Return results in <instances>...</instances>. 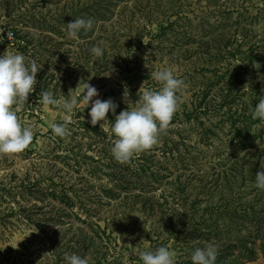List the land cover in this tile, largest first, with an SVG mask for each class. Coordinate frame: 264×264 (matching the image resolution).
<instances>
[{"label": "rangeland", "instance_id": "374dc122", "mask_svg": "<svg viewBox=\"0 0 264 264\" xmlns=\"http://www.w3.org/2000/svg\"><path fill=\"white\" fill-rule=\"evenodd\" d=\"M75 18L94 21L78 40L67 36V23ZM17 37L28 39L27 47L18 46L24 43ZM93 46L104 50L102 57L90 52ZM6 49L42 67L17 113L23 126L33 128V141L22 153L0 158V264H66L64 254L74 241L88 244L81 258L89 264H142L139 252L158 246L176 253L175 264H190L183 260L191 258V246L207 242L198 233L210 223L208 208L223 200L232 208L233 196L238 206L264 203V190L251 175V164L259 168L264 160V124L251 115L264 97V0H0V55ZM165 68L184 81L179 109L159 143L123 169L133 176L128 186L105 173L93 178L94 191L104 200L91 214L78 206L74 214L49 194L34 196L23 186L17 195L23 179L38 175L34 162L52 144L49 124L63 123L60 109L39 103L43 91L70 99L89 83L98 90L93 99L117 104L107 116L110 128L128 107L125 89L134 107L141 86V91L159 87L150 73ZM90 108H74L68 131L88 153L113 162L115 137L103 132L97 140L94 129L79 126L80 119L90 122ZM16 196L51 214L62 209L61 221L47 220L54 226L42 230L14 202ZM217 225L224 228L219 218ZM228 231L224 234L234 237L236 225ZM251 232L247 250L236 247L225 261L264 264V239H253Z\"/></svg>", "mask_w": 264, "mask_h": 264}, {"label": "clouds", "instance_id": "9594fccd", "mask_svg": "<svg viewBox=\"0 0 264 264\" xmlns=\"http://www.w3.org/2000/svg\"><path fill=\"white\" fill-rule=\"evenodd\" d=\"M93 24L91 18H75L73 22L67 23L68 38L78 40L81 30L86 33L93 28ZM7 37L13 41V34L7 33ZM90 52L97 58L104 54L99 46H93ZM25 60L22 53H13L7 49L0 55V158L22 153L33 141V128L23 126L17 113L28 101L29 94L35 90L37 72L42 66L35 60L26 64ZM150 77L159 85L158 89L141 91V86L134 107H129V93L125 89L122 98L128 107L115 115V122L110 128L105 127L107 116L110 111L115 114L117 104L111 98L93 99L98 96V90L87 82L83 91L70 99H55L52 92L43 91L39 103L44 107L55 106L61 110L63 123L49 124L52 132L61 138L70 136L67 126L72 123L74 108L85 109L91 104L88 113L91 125L95 127L103 122L100 123V128L110 137H115L112 139L111 155L117 162L128 164L134 157L152 150L159 143L160 135L167 133L174 114L179 109L177 94L182 91L184 81L177 78L170 68L153 71ZM81 96L82 99H78ZM251 115L253 120L264 124V97L255 105ZM255 186L264 190V160L260 161V171L255 175ZM217 255V247L209 243L204 248L195 249L191 260L193 264H215ZM175 256L176 253L165 246L139 252L142 264H175ZM64 260L66 264H89L87 258L76 254L65 253Z\"/></svg>", "mask_w": 264, "mask_h": 264}, {"label": "trees", "instance_id": "16d2710c", "mask_svg": "<svg viewBox=\"0 0 264 264\" xmlns=\"http://www.w3.org/2000/svg\"><path fill=\"white\" fill-rule=\"evenodd\" d=\"M17 39L20 41L18 44L24 43L18 46L21 48L23 46L27 47L29 41L28 39L25 37H17ZM220 52L222 51H219L218 54ZM80 121L81 124L79 126L85 130L89 128L94 129V131L99 135L97 140L101 138V135L103 136L104 131L99 128V126L96 125L94 127L90 122H86L83 119H80ZM97 140L94 148L98 147V144L96 143L99 141ZM51 143L52 144H48L49 149L45 150V154L41 155V159L34 162L38 175L33 174V179H23V183H20L21 188L17 192V195L22 193L23 186L27 188V192L34 194V196H47V194H49L52 199H57L59 203H63L71 209L78 206L84 209L88 214H91V212H96V208L93 207V205L104 200V197L94 191V183L92 181L94 180L93 178L100 177L103 173H105L111 177L112 181L122 186H128L129 182H132L133 180V176L123 172V169H126L129 164L126 166L116 160L114 161V158L112 162L111 157L113 156L111 155V152L109 153V160L111 162L104 163L98 155L90 154L83 149L82 143L78 139L74 138L73 135H70L67 138H61L52 134ZM167 150L168 152H173L174 149L171 145L167 146ZM101 157H103V155ZM110 167H112V169L107 171L106 169ZM259 168H256L255 164H251L252 178H254V174L260 171ZM138 177L141 179V176ZM135 183L137 185L136 181H134V184ZM138 186L142 187V184L140 183ZM37 199L39 200L38 197ZM25 200L28 203L27 205L22 204V201L16 196L14 202L17 203L20 208L22 207L21 209L27 211V217L33 220L36 225H39L42 230L47 231V226L50 228L54 226L46 225L44 222L47 220L52 221L53 219H57L61 221L60 216L63 212L62 209L59 208L56 211V214H51L50 209L39 210L42 206H38L36 202L31 203L27 198ZM232 200V208L228 207L226 203H223L225 202L224 200L220 201L219 204L208 208L209 216L211 218L210 223H208L207 227H204L206 228L205 230H201L198 233V238L204 237L207 242L203 243V241L199 239L191 246V248L197 249L202 248L204 244H214L218 249L217 259L215 261L217 264H230L229 261H225V257H227L230 251L236 247L247 250V244L253 241L248 239L251 228L247 225V222L255 224V229L251 232L253 234V239H264L263 199H261V205H258L256 201L251 200L248 205L241 204L239 206L237 204H239L240 201L236 196H233ZM238 209L242 211H238ZM72 212L75 214V209ZM218 218L223 221L224 228L228 230L232 225H236L237 234H234V237H228V235H225L224 232L229 231L217 225ZM240 218L243 220L241 221ZM224 219H229V222L224 221ZM71 224L73 225L72 222L70 223V226H72ZM59 230L60 229L58 228V230L55 231ZM50 237H53V235H50ZM68 241L70 240L65 238L64 244L69 245ZM85 243L86 241L83 243L80 241H74L73 245H69V254H76L82 257L85 253L84 251L88 248V244L86 245ZM183 261L185 263L193 264L191 258ZM100 264L102 263L100 262Z\"/></svg>", "mask_w": 264, "mask_h": 264}]
</instances>
